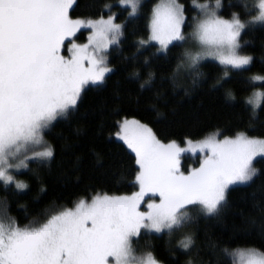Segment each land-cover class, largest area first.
Segmentation results:
<instances>
[{"label":"snow or ice","instance_id":"snow-or-ice-1","mask_svg":"<svg viewBox=\"0 0 264 264\" xmlns=\"http://www.w3.org/2000/svg\"><path fill=\"white\" fill-rule=\"evenodd\" d=\"M77 0H0V182L23 191L28 184L17 173L28 161L46 162L53 149L44 137L60 117L78 108L86 86L100 85L112 69L107 54L118 44L124 25L110 10L98 18H73ZM128 16L137 15L141 0H119ZM191 22L179 0H158L151 9L146 39L141 46L158 45L167 52L174 42L192 41L177 69H195L212 58L232 69H244L252 57L240 51L247 22L233 13H218L215 4L198 3ZM254 21L264 23V0H256ZM190 28L188 36L185 31ZM88 29L86 43L77 34ZM264 81V76H254ZM149 79L145 84L149 83ZM142 84L141 87H144ZM229 98H234L231 93ZM264 93L247 103L260 105ZM116 138L134 154L138 190L131 195L96 194L74 207L49 212L42 220L19 226L0 217V264H159L151 251L137 254L134 244L143 233L171 235L192 220L195 209L218 215L233 185L245 184L256 174L253 160L264 156V139L245 133L234 137L215 132L203 139L162 143L152 129L136 119L118 122ZM185 153L198 154V167L184 169ZM194 244L185 235L180 247ZM225 253L234 264H264V251L255 248Z\"/></svg>","mask_w":264,"mask_h":264},{"label":"trees","instance_id":"trees-1","mask_svg":"<svg viewBox=\"0 0 264 264\" xmlns=\"http://www.w3.org/2000/svg\"><path fill=\"white\" fill-rule=\"evenodd\" d=\"M118 2L77 0L70 13L73 18L106 16L110 6L117 22L124 25L119 45L107 56L112 71L103 84L86 87L78 108L46 131L44 139L53 149V158L29 162L28 169L16 174L28 184L27 189L0 182V217L7 215L25 226L49 212L74 207L80 199L138 190L134 154L114 137L118 122L125 118L146 124L162 143L184 144L215 132L232 137L242 132L264 139V98L257 110L247 104L256 88L264 93V81L252 79L264 76V26L247 29L240 36L241 52L252 57L247 68L230 70L225 77L223 66L204 61L192 71L181 72L177 65L184 43L170 45L164 53L155 45L139 44L147 37L156 0L144 1L134 17ZM179 2L190 23L196 15L193 0ZM221 5L219 14L225 19L235 13L243 21L253 14L248 0H221ZM190 31L186 29L185 35ZM149 75L151 80L145 84ZM253 167L252 180L229 189L218 215L194 209L192 220L171 235L143 233L134 244L137 254L151 251L159 264H234L235 258L225 249L229 253L247 248L264 251V158L256 159ZM188 234L194 244L184 250L180 241Z\"/></svg>","mask_w":264,"mask_h":264},{"label":"rangeland","instance_id":"rangeland-1","mask_svg":"<svg viewBox=\"0 0 264 264\" xmlns=\"http://www.w3.org/2000/svg\"><path fill=\"white\" fill-rule=\"evenodd\" d=\"M144 1H146V0H141V4L144 2ZM158 2V0H156V2L155 3H157ZM198 3H208V2H211V4H215V0H213V1H206V2H199V1H197ZM155 3H154V5H155ZM255 3H256V0H248V4L249 5H251V7L252 8H250L252 11H253V14L248 18V19H246V20H243V21H245V22H247V27L244 29V31L245 30H247V29H250V28H254V27H258V26H264V23H261V22H258V21H254L253 20V16L258 12V9H256L255 8ZM117 5H118V7H120V8H122V9H124L122 6H120L119 5V2L117 3ZM153 5V6H154ZM192 5V7H193V3L191 4ZM194 8V7H193ZM195 9V8H194ZM196 10V9H195ZM221 10V9H220ZM220 10H219V13H220ZM128 11H130V9H128ZM197 11L198 10H196V15H197ZM218 13V14H219ZM195 15V16H196ZM220 15V14H219ZM225 19V18H224ZM230 19V18H229ZM149 20H150V18H149ZM243 31V32H244ZM242 32V33H243ZM241 33V34H242ZM81 34H83V36H82V38L81 39H77L76 40V42L77 43H86L87 42V36H88V34H89V30L88 29H81V31H80V33H78L77 34V37H80L81 36ZM188 36V35H187ZM186 36V37H187ZM121 39V38H120ZM119 43H120V41H119ZM119 43L118 44H115V45H112L111 46V48L109 49V52L113 49V48H116L118 45H119ZM174 43H183V42H174ZM192 41H188V43L187 44H185V50L186 49H189V48H191V46H192ZM241 44V43H240ZM148 45H150V44H148ZM151 45H155V44H151ZM144 46H146V45H144ZM155 46H157V48L159 47L158 45H155ZM240 51H241V49H240ZM108 52V53H109ZM160 53H164V52H162V51H159ZM185 52V51H184ZM243 54V53H242ZM107 56H108V54H107ZM248 56H250V55H248ZM204 61H213V62H216V63H218L219 64V62L217 61V60H214V59H212V58H206V59H204V60H202L201 62H204ZM200 62V63H201ZM220 65V64H219ZM222 66V65H221ZM249 66V65H248ZM248 66H246L245 68H247ZM224 67V66H223ZM181 72H189V71H192L193 69H187V68H181V69H179ZM232 70H239V69H232ZM256 82H261V81H256ZM88 86H90V85H88ZM88 86H86V87H88ZM255 92H261V93H263L262 92V90L261 89H259V88H256L255 90H253V92L250 94V96H249V98H251L252 96H253V94L255 93ZM248 98V99H249ZM248 99H247V101H248ZM261 101H262V99H261ZM248 104V103H247ZM260 104H261V102H260ZM253 110H257L259 107H257V108H253V106L251 105V104H248ZM260 106V105H259ZM65 117V116H64ZM60 118H63V117H60ZM60 118H58V119H60ZM48 130V129H47ZM46 130V131H47ZM115 137V139L116 140H118L117 138H116V135L114 136ZM251 138H253V137H251ZM255 139H263V138H255ZM119 141V140H118ZM120 142H122V141H120ZM123 143V142H122ZM185 144V143H184ZM184 144H180L181 146H184ZM130 151V150H129ZM198 154H197V156H193L191 153H185L184 154V157L182 158V165H183V168L184 169H191L192 167H198L199 166V164H198ZM258 158H264V156H257L254 160H253V163H254V161L256 160V159H258ZM32 161H35V160H31V161H28V163L29 162H32ZM23 170H25V169H23ZM23 170H21V171H23ZM20 171V172H21ZM19 173V172H18ZM250 182V181H249ZM249 182H247V183H245V184H248ZM245 184H238V185H245ZM238 185H233V186H231V187H234V186H238ZM230 187V188H231ZM131 195V194H130ZM152 234H157V233H152ZM161 234V233H160ZM236 259H238V258H235V260Z\"/></svg>","mask_w":264,"mask_h":264}]
</instances>
